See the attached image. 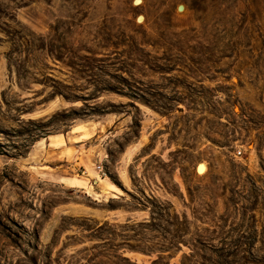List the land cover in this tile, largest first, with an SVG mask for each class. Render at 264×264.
Instances as JSON below:
<instances>
[{"label": "rangeland", "instance_id": "374dc122", "mask_svg": "<svg viewBox=\"0 0 264 264\" xmlns=\"http://www.w3.org/2000/svg\"><path fill=\"white\" fill-rule=\"evenodd\" d=\"M0 264H264V0H0Z\"/></svg>", "mask_w": 264, "mask_h": 264}, {"label": "bare ground", "instance_id": "6f19581e", "mask_svg": "<svg viewBox=\"0 0 264 264\" xmlns=\"http://www.w3.org/2000/svg\"><path fill=\"white\" fill-rule=\"evenodd\" d=\"M85 136H86V135H85ZM203 169H204V167H203L202 165H200L199 168H198V170H199L200 172H201ZM114 190H115V192L117 193L118 189L115 188Z\"/></svg>", "mask_w": 264, "mask_h": 264}, {"label": "crops", "instance_id": "0c3cea01", "mask_svg": "<svg viewBox=\"0 0 264 264\" xmlns=\"http://www.w3.org/2000/svg\"><path fill=\"white\" fill-rule=\"evenodd\" d=\"M110 191H112V192H114V193H115V190H112V189H111Z\"/></svg>", "mask_w": 264, "mask_h": 264}, {"label": "trees", "instance_id": "16d2710c", "mask_svg": "<svg viewBox=\"0 0 264 264\" xmlns=\"http://www.w3.org/2000/svg\"><path fill=\"white\" fill-rule=\"evenodd\" d=\"M50 29H52V27H50ZM153 219V218H152Z\"/></svg>", "mask_w": 264, "mask_h": 264}]
</instances>
